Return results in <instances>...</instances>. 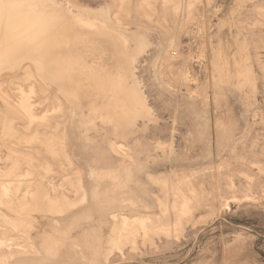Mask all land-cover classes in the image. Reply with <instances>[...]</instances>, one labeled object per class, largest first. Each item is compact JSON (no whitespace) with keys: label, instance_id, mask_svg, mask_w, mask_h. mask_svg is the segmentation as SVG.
<instances>
[{"label":"rangeland","instance_id":"obj_1","mask_svg":"<svg viewBox=\"0 0 264 264\" xmlns=\"http://www.w3.org/2000/svg\"><path fill=\"white\" fill-rule=\"evenodd\" d=\"M5 2L0 264H264V0Z\"/></svg>","mask_w":264,"mask_h":264},{"label":"bare ground","instance_id":"obj_2","mask_svg":"<svg viewBox=\"0 0 264 264\" xmlns=\"http://www.w3.org/2000/svg\"><path fill=\"white\" fill-rule=\"evenodd\" d=\"M3 1L2 4H0V56L4 53H6V51L8 50V48L11 47V45L17 41H25V42H29V43H33L34 44V38L31 36V33L33 32V30L37 27L36 24L34 23H26L22 21L16 24V25H11L9 26L7 22L8 20V13H7V9H6V2L5 0H0ZM23 1V0H21ZM15 3V2H14ZM18 3V2H17ZM20 3V2H19ZM148 8V7H147ZM146 8V9H147ZM26 9V8H25ZM24 9V10H25ZM23 10V8H22ZM20 10V11H22ZM23 10V11H24ZM41 10V9H40ZM150 10V9H148ZM19 11V12H20ZM152 11V10H151ZM30 12V11H29ZM23 13V12H22ZM21 13V14H22ZM41 13V12H40ZM146 13V12H145ZM149 13V12H147ZM146 13V14H147ZM43 14V13H42ZM11 15V14H9ZM14 15V14H13ZM16 16V14H15ZM14 16V17H15ZM35 16V15H33ZM43 16V15H42ZM79 16V15H78ZM32 17V15H31ZM36 17V16H35ZM51 17V16H49ZM7 18V19H6ZM37 18V17H36ZM6 19V20H5ZM16 19V18H15ZM39 19V18H38ZM43 19V18H42ZM41 19V20H42ZM91 19V18H90ZM93 19V18H92ZM112 19V18H111ZM13 21V20H12ZM37 21V20H36ZM44 21V20H43ZM116 23L119 24V22L115 19ZM9 22V21H8ZM18 22V20H17ZM113 22V21H112ZM38 23V22H37ZM61 25V24H59ZM117 26V25H116ZM119 26V25H118ZM37 32V31H36ZM52 32V31H51ZM43 34V33H42ZM46 34V33H45ZM41 35V34H40ZM52 36V35H51ZM46 39V38H45ZM45 41V40H44ZM42 41V42H44ZM39 48V47H38ZM37 48V49H38ZM23 58V57H22ZM20 59V58H19ZM17 63V62H15ZM13 63V64H15ZM19 63H23L22 61H19ZM18 63V64H19ZM37 66L34 67L35 68V72L36 74L41 77L44 80V70L47 72L49 70H53V69H61L62 67L59 65V63L57 61L53 60V57H51V59H47L45 55L41 56L38 59V62L36 63ZM9 65V64H8ZM23 66V65H22ZM25 70V69H24ZM32 72V71H31ZM32 74V73H31ZM49 75V74H48ZM29 76V75H28ZM31 76V75H30ZM34 77V76H33ZM32 78V77H29ZM42 80V81H43ZM59 80V79H58ZM61 82V81H60ZM66 83V82H65ZM13 84V83H12ZM70 84V83H69ZM68 84V85H69ZM84 83H79V84H75L74 88L77 90L75 93L71 94L73 99H78L79 95V90H82L81 87L83 86ZM86 84V83H85ZM89 86V85H88ZM97 86V85H96ZM86 87V86H85ZM98 87V86H97ZM69 88V87H68ZM102 88V87H101ZM108 88V87H107ZM105 89V88H104ZM103 89V90H104ZM71 90V89H70ZM98 90V89H97ZM2 92V91H1ZM0 92V93H1ZM3 94V92L1 93ZM64 95V94H63ZM108 96V95H107ZM1 97V96H0ZM113 98V97H112ZM120 98V97H119ZM121 99V98H120ZM120 99L116 98L114 100L109 101L106 104H100L98 106V108L100 110H106L109 112V117H110V121L113 122L114 124H119L120 122L123 121L122 118V114L125 115L124 112H122L124 110L122 101H120ZM3 100V99H2ZM72 100V99H71ZM6 102V101H5ZM17 105V104H16ZM70 107V106H69ZM73 107V106H72ZM61 112V111H60ZM73 113V112H72ZM129 119V118H128ZM131 121V120H130ZM52 136V135H51ZM35 142V141H34ZM194 175V174H193ZM214 175V174H213ZM52 189V188H51ZM79 189L82 192H70L69 194H66L63 196L62 199L58 198L55 196V194H53L52 192H37L35 194L32 195V200L34 201L35 206H39L43 201H45L46 205L48 207L51 208V211L54 210L55 212H62L63 207L65 206H76L78 205L80 202L84 201L85 199V192H84V188L82 185L79 186ZM8 191L9 188L6 187L5 185H1L0 187V195L3 197H6L8 195ZM55 192V191H54ZM76 193H80L81 196L79 199H74V195ZM9 197V196H8ZM2 198V197H1ZM27 199V198H26ZM23 204V203H22ZM160 208L161 210L165 213L168 209L166 204L164 203H160ZM174 212L177 213V218L180 221V219L182 218V216L185 214V212L188 210V205L186 202H183L182 204L179 205H174L173 207ZM126 223H122V225H125ZM0 243L3 245V243L0 241ZM1 245V246H2ZM20 247V246H19ZM26 249H24L25 251ZM9 252V251H8ZM19 253V252H18ZM24 253V252H23ZM22 254V252H21ZM25 254V253H24ZM12 255V253H11ZM18 255V254H17ZM0 256H5L4 253H2L0 251Z\"/></svg>","mask_w":264,"mask_h":264},{"label":"clouds","instance_id":"obj_3","mask_svg":"<svg viewBox=\"0 0 264 264\" xmlns=\"http://www.w3.org/2000/svg\"><path fill=\"white\" fill-rule=\"evenodd\" d=\"M25 5H21V4H17V3H12L7 5L8 8H20V7H24Z\"/></svg>","mask_w":264,"mask_h":264},{"label":"crops","instance_id":"obj_4","mask_svg":"<svg viewBox=\"0 0 264 264\" xmlns=\"http://www.w3.org/2000/svg\"><path fill=\"white\" fill-rule=\"evenodd\" d=\"M0 4H2V2L0 1ZM159 207H160V205H159Z\"/></svg>","mask_w":264,"mask_h":264}]
</instances>
